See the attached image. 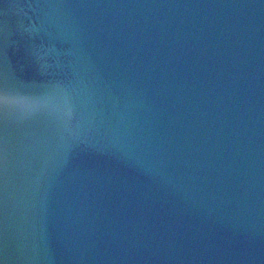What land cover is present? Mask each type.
Masks as SVG:
<instances>
[{
	"label": "water",
	"instance_id": "95a60500",
	"mask_svg": "<svg viewBox=\"0 0 264 264\" xmlns=\"http://www.w3.org/2000/svg\"><path fill=\"white\" fill-rule=\"evenodd\" d=\"M0 264H264V0H0Z\"/></svg>",
	"mask_w": 264,
	"mask_h": 264
}]
</instances>
